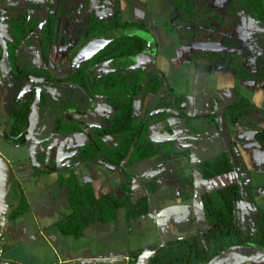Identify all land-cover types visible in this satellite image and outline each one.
I'll use <instances>...</instances> for the list:
<instances>
[{
  "label": "crops",
  "instance_id": "crops-1",
  "mask_svg": "<svg viewBox=\"0 0 264 264\" xmlns=\"http://www.w3.org/2000/svg\"><path fill=\"white\" fill-rule=\"evenodd\" d=\"M97 1L100 6L113 2ZM63 4L60 0H0V156L9 164L11 180L19 186V194L24 200L22 208L25 209L20 215L10 216L8 213L6 218L0 217V241L4 248L0 264H148L156 247L201 236L210 229L206 219L198 224L193 199H182L180 182L192 176L195 192V179L198 180L201 185L198 201L205 218L201 195L236 185L237 177L233 172L205 181L198 173V166L222 155L227 147L233 151L238 172L244 179V199L236 204L235 224L245 226L264 216V147L257 139L264 133V115L250 112L238 125L226 115V109L236 101V90L264 112V81L238 78L233 62L218 64L222 57L232 60L240 54L245 61L239 66L250 76L257 77L264 69V22L238 10L232 13V18L233 23L235 14L243 19L241 32L234 31V25L233 34L222 40V45L228 47L226 51L221 50V56L208 59L192 49V56L207 61L214 71L212 96L201 95V101L197 103L195 98L189 100V95L183 93L186 100L182 109L151 128L157 156L131 167L135 175L132 201L136 202L148 190L151 213L128 218L127 210L119 209L108 221L88 225L78 237L71 233L69 226L63 229L64 218L71 209L68 188L61 184V178H68L73 172L78 183L91 187L97 198L107 193L120 196L125 183L122 173L113 166L102 161H78L75 158V150L87 146L90 139L85 133L66 137L55 134L57 116L61 115V109L54 108L56 104L40 109L36 129L27 144L13 145L5 137L13 123L16 104L28 98L33 88L31 77L29 80L18 77L17 72L47 68L51 76L66 79L72 72L70 48L83 47L87 42L84 31L73 30L70 18L63 14L54 21V40L47 65L37 41L24 45L16 59L12 36L14 20L27 16L28 22L39 21L41 26L47 10L54 16L61 11ZM88 4L86 9L92 10L91 0ZM119 5L121 20L144 24L146 31L142 33H149L148 28L151 29L157 18H162L161 26L169 30L172 25L170 33L173 36L185 32L186 39L194 40L193 25L182 20L169 0H120ZM102 12L107 13L106 18L110 17L109 11ZM125 12L130 14L129 18H124ZM243 12L246 13L244 16ZM100 47L88 50L98 51ZM4 52L9 73L2 70ZM253 52H256L257 61L251 68L253 61L248 59L253 57ZM59 53H62L61 58ZM54 66L61 68L65 76L53 74L51 69ZM150 66L149 63L146 71L155 69ZM158 103L159 100L154 102L152 97L145 107L137 105L138 116L155 112ZM66 107L72 118L91 130L106 127L115 115V108L108 104H66ZM60 151L61 165L57 167ZM240 252L245 256L241 264L264 263V250L243 245L226 249L208 264H227Z\"/></svg>",
  "mask_w": 264,
  "mask_h": 264
},
{
  "label": "trees",
  "instance_id": "trees-1",
  "mask_svg": "<svg viewBox=\"0 0 264 264\" xmlns=\"http://www.w3.org/2000/svg\"><path fill=\"white\" fill-rule=\"evenodd\" d=\"M72 1L60 0L64 3L61 11L49 17L46 27L40 34L39 46L45 62L48 61L53 44L56 17L64 14L70 18V23L77 18ZM83 1L88 3L89 0ZM100 1L102 3L105 0ZM169 1L182 20L193 25L195 45L198 47L203 43L219 45L224 37L232 35L234 29L232 13L238 10H244L254 20L264 22V0H232L231 11L216 9L213 0ZM113 2L114 13L109 18L101 17L96 11H89L86 23L89 42L99 38L105 40L106 44L85 66L78 68L68 79L57 80L46 71L35 69L17 72L18 77L34 76L36 85L51 82H56L58 85L73 84L83 91L84 99L89 104L100 102L115 108V115L106 127L91 130L69 114L66 104L69 102V96H73V92H64L61 105L54 106L56 109H61V115L57 116L54 128L55 134L66 137L75 133H85L90 139L87 146L75 150V158L78 161H102L116 168L125 178L120 196L107 193L99 198L91 187L80 185L73 172L68 178H61V184L68 188L71 209V213L64 218L63 229L69 226L71 233L77 237L88 225L97 221H108L119 209H126L128 218L151 213L148 190L136 202L132 201L135 175L131 172V167L157 156V148L152 140V126L164 123L170 115L175 114L177 110L180 111L186 100L183 95L174 96L163 73L157 70L146 71L147 65L131 71L118 69L102 76L96 74V67L110 61L138 56L147 47V42L139 35L110 37L113 32L121 28L145 30L142 23L123 22L120 16V0H113ZM27 20V16L14 20L12 27V36L15 39L14 53L21 42L39 26V21L32 24ZM221 50L201 48L196 49L195 52L199 56L213 59L222 55ZM233 68L240 79L264 81V69L257 77H253L237 64H234ZM155 96L161 97L155 112H146L145 116L139 117L135 111L136 106L145 107ZM47 97V94L41 91V110L49 104ZM32 99L31 97L25 103L18 102L17 110L14 109L12 113L13 123L5 137L13 145H25L29 142L24 132L28 126ZM235 99L236 101L226 109V115L234 125H238L250 112L255 111L264 115L263 111L257 109L238 90L235 91ZM81 100L82 98L79 102ZM78 112L81 111L78 110ZM233 172V165L227 151L198 166V173L205 181ZM241 178L244 185L242 175ZM10 184L8 215H20L25 211L22 208L24 207L23 196L19 194V186L14 180H11ZM180 185L182 199L184 201L193 199L194 178L192 176L185 178L181 180ZM243 199V191L238 184L201 195L204 216L210 229L201 236L178 239L156 247L152 250L153 253L147 263L208 264L223 251L234 246L253 245L264 250V216H260L255 223L245 226L235 224V207Z\"/></svg>",
  "mask_w": 264,
  "mask_h": 264
},
{
  "label": "rangeland",
  "instance_id": "rangeland-1",
  "mask_svg": "<svg viewBox=\"0 0 264 264\" xmlns=\"http://www.w3.org/2000/svg\"><path fill=\"white\" fill-rule=\"evenodd\" d=\"M214 6L216 9L220 11H227L232 7V0H213ZM73 7L80 9V7L83 4V0H73ZM246 12V11H245ZM245 12L242 13V16L246 14ZM160 16L163 14H159ZM166 15V14H165ZM163 15V16H165ZM130 14H127L125 12L124 18H129ZM155 21L153 26L148 28L149 33H142L143 30H136L131 28H121L116 30L111 34L112 37H122L127 35H135V33H139L140 36L147 42L146 50L141 53L138 56L135 57H126L121 60H114L110 61L107 64L103 65L99 69V73L101 75L107 74L111 71H115L118 69H125L128 71H131L136 68L145 67L146 65L149 67V63L151 64V68H155L153 71L157 70L164 75H166V79L168 80V84L170 88L172 89L174 96L176 95H182L187 94L189 95L188 98H195L197 103H200L201 101V95H210L212 96V86L213 81L215 78H212V75L214 71H212L206 63L204 59H201L196 56H192V49H223L226 51V48L224 45L221 44H214V43H203L201 46L195 45L194 40L190 41L189 39H186L185 32H181L180 34L172 35L170 33L171 26L169 27V30H165L164 27L161 26L162 18ZM170 19V17H169ZM243 21V19L239 18L237 14H235L234 19V25L235 29L234 31L241 32L240 29V23ZM146 30V28H145ZM144 30V31H145ZM138 35V34H136ZM191 42V43H190ZM193 42V44H192ZM254 43V42H253ZM253 46V44H252ZM255 46V45H254ZM59 52H62L61 50ZM62 54V53H61ZM59 53V58L62 57ZM89 55L88 47H79L73 49V47L70 48L69 51V58L72 61V66L75 69L78 67L79 63H82L86 56ZM253 57L251 59H248L250 61H253L251 64V68H253L254 64L257 61L256 52L252 53ZM58 56V55H57ZM56 58V57H54ZM245 59L240 55L237 54L236 57L229 59V57H222L220 61H218V64L225 65L226 63H235V64H244ZM205 62V63H203ZM207 65V66H206ZM213 65V64H212ZM211 65V66H212ZM146 66V67H147ZM250 68V69H251ZM51 71L55 75H59L64 77L65 73L62 72L61 68L56 69V66H54ZM210 90V91H208ZM205 91V92H204ZM211 92V93H210ZM160 101V96L154 97L155 101ZM170 101V99L168 98ZM136 114L138 115L137 109L135 110ZM7 216V215H6ZM6 216L3 217L6 218ZM244 254L243 252H240L238 255L235 256V258L228 261L227 264H241L243 260ZM219 262V261H218ZM225 263V262H224ZM259 264H264L259 262Z\"/></svg>",
  "mask_w": 264,
  "mask_h": 264
},
{
  "label": "water",
  "instance_id": "water-1",
  "mask_svg": "<svg viewBox=\"0 0 264 264\" xmlns=\"http://www.w3.org/2000/svg\"><path fill=\"white\" fill-rule=\"evenodd\" d=\"M91 9L92 10L102 9L104 11H109L112 14L114 13L113 2H108V3L100 6V4L97 0H91ZM48 19H49V12L47 10L44 23L38 29H36L31 35L27 36L23 40L21 46L17 49L16 55H15L16 59L18 58L20 48L25 43H27L32 37L40 34L44 30V28L47 25ZM97 42L101 43V40L97 39V40L91 42L89 47L96 46L98 44ZM8 64H9V62L7 59V54H6V52H4L3 61H2L3 73L5 71H7V73H9L7 70ZM39 114H40V92L37 91L34 94L33 102L30 104L28 126L24 132V136L28 140H30L34 134V131L36 129L37 122L39 119ZM221 127L222 126H221V121H220V130L222 129ZM257 139H258L259 143L261 144V146L264 147V133L259 135L257 137ZM226 151L230 156L231 163L233 165V169H234V172H235L236 177H237V184L242 190L243 189V182H242L241 175L237 169L235 156L233 155L230 148L227 147ZM61 154H62V152L60 151L59 156H58V160H57V167H60V165H61ZM10 183H11V171H10L9 164L7 163V161L4 158H2L0 156V217H3L10 212V205L8 204V197H9L10 187H11ZM200 188H201L200 183L198 182V180L195 179V192H194L193 204H194V211H195V216H196L198 224H201L202 221H205V218L203 217V215L201 213V208H200L199 201H198L199 197H200ZM3 264H7V263H3Z\"/></svg>",
  "mask_w": 264,
  "mask_h": 264
},
{
  "label": "flooded vegetation",
  "instance_id": "flooded-vegetation-1",
  "mask_svg": "<svg viewBox=\"0 0 264 264\" xmlns=\"http://www.w3.org/2000/svg\"><path fill=\"white\" fill-rule=\"evenodd\" d=\"M87 6H88V3H87V1H83V4H82V6L80 7V9H77L76 7L74 8V10L77 12V18L75 19V21L72 23L73 24V30H75L76 32H82V31H84V34L87 36V42H86V44L83 46V47H88V48H90L89 47V45H90V43L91 42H93V41H95V40H97V39H99V38H97V39H95V40H93V41H91V42H89V40H88V27H87V25H86V23H87V20H88V16H89V7H88V9H86L87 8ZM93 11H96L101 17H104V18H106L107 16V13H103L102 12V10H100V9H98V10H93ZM109 13V16H111L112 15V13H110V12H108ZM51 15L49 14V17H50ZM49 20V19H48ZM45 21V20H44ZM44 23V22H43ZM48 23V22H47ZM40 26H38L36 29H38ZM35 29V30H36ZM34 30V31H35ZM33 31V32H34ZM32 32V33H33ZM31 33V34H32ZM42 33V32H41ZM40 33V34H41ZM31 34H29V35H31ZM40 34H38V35H36V36H34V37H32L27 43H25L24 45H26V46H28V45H30V44H32V43H34L35 41H37L38 42V44H37V46H38V49H39V51H40V53H41V56H42V52H41V50H40ZM28 35V36H29ZM54 40V39H53ZM99 40H101V43H98L96 46H99L100 47V45H101V47H100V49L98 50V51H89V55H87L86 56V59L82 62V63H79V65H78V67L75 69V71L78 69V68H80V67H83V66H85V64L97 53V52H99L101 49H103V47L105 46V44H106V41L105 40H103V39H99ZM23 42V41H22ZM22 42H21V44H22ZM21 44H20V46H21ZM23 45V46H24ZM103 45V46H102ZM19 46V47H20ZM22 46V47H23ZM52 46H53V44H52ZM52 46H51V49H52ZM18 47V48H19ZM21 47V48H22ZM17 48V49H18ZM21 48H20V50H21ZM51 49H50V52H51ZM20 50H19V53H20ZM50 52H49V55H50ZM42 59H43V56H42ZM48 60H49V56H48ZM43 61H44V59H43ZM70 61V63H71V66H72V61L71 60H69ZM45 62V61H44ZM47 63H48V61L47 62H45V65H47ZM105 64H107V63H105ZM105 64H103V65H105ZM103 65H100V66H98V67H96V69H95V72H96V74L97 75H100V76H102L98 71H99V69H100V67H102ZM35 70H38V69H35ZM42 71H46L49 75H50V73H49V71L47 70V68H44V69H41ZM40 70V71H41ZM75 71H74V68H73V66H72V72H71V74H70V76L71 75H73L74 73H75ZM112 72V71H111ZM105 75V74H104ZM27 76V78H25V79H27V80H29V78L28 77H31V80H30V82H32L33 81V88H32V91H31V93H30V95L28 96V98H26V99H24L23 101H22V103H25V102H27L31 97L34 99V94H35V92H37V91H39L40 92V104H41V91L42 92H44V93H46L47 94V99L49 100V104H61V101H63V99H64V96H63V93L64 92H68V93H71V92H73V96H69V102H68V104H89V102L87 101V100H85L84 99V93H83V91H81L77 86H75V85H73V84H61V85H58L56 82H51V83H42V84H40V85H36L35 84V82H34V80L36 79L34 76H28V75H26ZM51 76V75H50ZM69 76V77H70ZM52 78H54V79H57V80H66V79H68V78H66V79H64V78H57V77H53V76H51ZM37 86H39V88H37ZM66 87H68V88H66ZM80 98H82V100H81V102H79V99ZM33 99H32V102H33ZM31 102V103H32ZM96 104H104V103H100V102H97Z\"/></svg>",
  "mask_w": 264,
  "mask_h": 264
},
{
  "label": "built area",
  "instance_id": "built-area-1",
  "mask_svg": "<svg viewBox=\"0 0 264 264\" xmlns=\"http://www.w3.org/2000/svg\"><path fill=\"white\" fill-rule=\"evenodd\" d=\"M3 254H4V248L2 242L0 241V259L2 258Z\"/></svg>",
  "mask_w": 264,
  "mask_h": 264
}]
</instances>
